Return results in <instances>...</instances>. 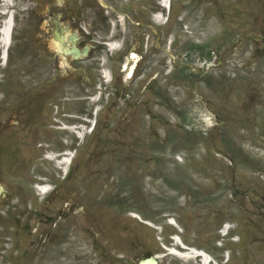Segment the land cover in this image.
<instances>
[{
    "label": "rangeland",
    "instance_id": "1",
    "mask_svg": "<svg viewBox=\"0 0 264 264\" xmlns=\"http://www.w3.org/2000/svg\"><path fill=\"white\" fill-rule=\"evenodd\" d=\"M19 2L21 15L17 17V24L21 25L20 31L26 29L25 33L35 35L34 41L29 39L24 44L26 50L30 47L45 57H36L30 64H40L41 68L27 75L24 66L27 60L20 56L26 52L21 48L22 42L16 41L11 53L9 84L5 87L0 83L3 90L12 89L15 101V113L9 114V128L8 121L3 119L6 116L0 117V185H13L8 176L10 165L20 173L22 193L30 199H37L34 182L43 179V182L62 183L60 195L53 198L55 206L45 209L40 224L38 220L35 225L33 223L32 226L38 229L29 230L28 227L29 264H120L118 261L102 262V257L107 253L109 257L132 259L135 255L141 258L145 253L156 252L160 264H195L166 251L164 246L170 244L169 235L174 231L195 247L208 250L220 264L224 263L220 260L223 256L218 242H223V247L233 252L234 264H264V205H260L264 197V165L256 167V159L261 157L263 160V155L254 150L259 141H249L252 132L248 131V128L253 130L254 120L260 124L261 116L264 117V0L174 2L171 24L166 28L170 30L174 26L176 31L170 33V42L173 43L170 49L177 53L176 47L180 52H186L183 60L187 65L181 69L183 77L173 76L174 85L170 89L176 102L173 110L168 112L159 101L160 109L153 122L161 136L159 143L151 138L146 145L145 136H149L144 135L148 132L142 129V125L148 130V123L142 124L139 117L133 118L130 124L135 131L128 129L125 135L120 134L125 120H120L121 112L115 110L122 104L117 103L111 118L106 114L109 109L106 99L102 98L98 102L100 105L87 99L81 101L85 93L91 92L87 82L94 84L93 95L102 85L98 73L100 64L95 57L92 65L76 63L78 70L72 75L79 76L80 80L83 74L87 76V81L76 83L78 97L72 98L78 102L72 106L61 102L57 106L61 111L77 109L80 113L94 112V106L97 107V132L79 139L56 129L53 124L55 108L50 103L45 105L41 98L38 104L45 105L43 108L40 106L39 109L38 104L28 109L19 108L21 104L32 102L33 95H25V89L49 75L45 64L50 62L53 46L37 39L41 29L32 31L30 25L25 27L26 23L33 21L27 12L30 5L34 9L37 7L43 15L49 2ZM78 2L81 5L84 0ZM107 2L118 8L124 0ZM147 6L148 3L143 1L136 11L147 13ZM132 11L134 9L129 13ZM175 16L182 17L183 21L179 18L173 21ZM191 40L204 44L199 47L201 56L188 48L187 42ZM206 42L210 44L207 46ZM230 44L233 47L227 57L232 58L228 61L231 68H216L217 85L209 86L200 79L202 74L196 72L215 61L211 49L221 52ZM102 53L97 51L96 57ZM81 69L83 74L79 72ZM182 78L187 80L185 82H192L183 86ZM134 87L136 90V84ZM254 113L256 117L251 120ZM106 118L109 121L111 118L116 134L109 133ZM134 140L139 142L138 148L131 145ZM66 144L69 147L76 145L77 149L68 176L56 161L45 156L61 151ZM240 147L246 152L250 148L254 153L240 154ZM68 198L79 203L83 210L78 218L73 215L58 221L65 229L74 227L73 233L54 234L48 216L56 215L59 207L64 209L66 200L72 202ZM38 202L44 206L41 199ZM260 211L263 214L259 215ZM131 212L153 225L140 221ZM166 216L177 219L182 231L173 228L165 220ZM227 221L234 228L231 235L239 239L238 243L232 240L231 245L229 239H220L219 229ZM57 236L60 238L55 240ZM0 240L6 241L0 242V251L12 249L16 241L4 234ZM94 242L99 243L97 249L92 245ZM16 243L20 245L22 241ZM90 257L93 261L89 262ZM5 263L0 259V264Z\"/></svg>",
    "mask_w": 264,
    "mask_h": 264
},
{
    "label": "flooded vegetation",
    "instance_id": "2",
    "mask_svg": "<svg viewBox=\"0 0 264 264\" xmlns=\"http://www.w3.org/2000/svg\"><path fill=\"white\" fill-rule=\"evenodd\" d=\"M46 1L50 3V7L47 10L48 13L45 16L48 17L47 24L45 25V27H42L43 21L38 20L39 18L37 14V17L34 16L36 22H34L32 26H34L36 31L41 29L39 33L43 40H48V38H59L61 43L65 45V47L62 46V51L60 52L65 55L66 60H64V62L61 64H57L54 62L55 59L52 58L49 64H45L48 65L47 72L49 73V75H47V77L43 79L41 85L33 87L32 90L34 91V93H31L37 95L41 94L43 95V97L50 95V93H52L55 88L59 87L58 85L53 84L54 80L57 79L55 77V74L60 73L61 70L66 68V70H69L70 59L73 58L71 54L68 55L65 51L66 45L69 44L70 39L73 38V33L68 32L69 27L75 26L78 28V30L74 29V31L78 33L77 42L81 47L85 46L88 41L95 38V29H93V27L89 25L90 30H88L87 28H82L81 17L77 12L79 10L81 11L83 5L79 4V0ZM131 18L136 19L130 20L134 22V24L133 26H129L128 28L130 30V33L134 32L135 34L134 37L136 40V44L132 49L136 50V52L140 54L141 58H137L135 62V77L133 79V83L134 85L136 84V90L131 89L132 87L130 83L118 86L117 88L119 99L123 104L121 109V117L123 120H125L123 129H125L126 131L128 129L135 131L136 128L132 129L130 124L132 122V119L137 117L142 119V124L148 123L149 129H154L155 124L153 122L160 109L159 101L163 103V106L167 108L166 110L168 112L172 111L175 106L176 102H174V96L170 91L174 83L172 78V67H174L175 69H182L184 67L186 68L187 62L183 60V55L186 54V52H180V50H178L176 47L174 48L177 51L176 54L174 53V55L172 56L170 52L169 40L167 37L170 31L174 29V26H171V29L167 30V25H165V27H160L155 31V33H153V29L151 28L152 25L150 21L145 18L143 12L140 13L134 10L132 12ZM145 36L147 39L146 41L144 39ZM149 36H151V38H149ZM177 46L179 45L177 44ZM179 47L184 48L183 45H180ZM188 48H190V51L192 52L196 47L188 46ZM193 52L197 56H201L202 54L201 51ZM228 52V47L221 50V52L214 49L215 66L217 68H225L227 66L225 61H232V58L227 57ZM54 54L56 58L59 57V54L57 52H55ZM38 56L43 55L39 52L35 57ZM1 58L2 57L0 55V59ZM8 59L9 58H7V60ZM85 59L89 60V56H81V58H79L80 61ZM173 59L174 63L172 64ZM177 59L180 60V62L176 61ZM211 65H214V63H212ZM3 76H6V70L3 71ZM188 82L191 83L192 81L189 80ZM188 82L182 80L183 86L185 84L189 86ZM11 91L12 90L7 89L0 97V117L6 116L3 119L5 121H8V128L10 122L9 119L11 118L9 117V114L11 113L13 115L15 111V101L14 99H12ZM72 93L73 91L70 92L71 95ZM170 103L172 104L170 105ZM31 105L34 104L29 102L26 106L30 107ZM138 105H140L141 107H138ZM255 117L256 113H254L251 120H254ZM261 119L262 121L260 124H257L256 120H254L253 134L254 139L259 141L257 147L262 149L264 153V117L261 116ZM142 129L145 131L143 125ZM259 137H261L262 139H260ZM18 187L19 186L17 184L13 183V185L9 186V190L12 192L17 190ZM18 198L20 197L17 194L5 197L6 201L2 204L1 208L3 211V215L1 217H3L5 225L4 227L7 231L10 230V226L14 223H21V218L24 214V205L22 201H17ZM38 211V207H34L31 213H34L33 215H37ZM98 244L92 243V245H94L95 247H98ZM101 248L106 249V246H101ZM10 252L11 251L8 250L7 253ZM6 255L7 254L0 255V259H3ZM28 255V248L15 249L14 254H8L10 262L12 264H29ZM106 256L107 255L105 253V256L102 257V262L105 260L104 262L108 263H114L115 261H118L120 264L127 263V261L123 258L124 256L122 258L120 256L116 258L107 256L106 258ZM135 257H137V255H135ZM90 261H93V258H90L89 262ZM132 262L133 258L129 259L127 264H131ZM231 264H234V260L233 263L231 262Z\"/></svg>",
    "mask_w": 264,
    "mask_h": 264
},
{
    "label": "bare ground",
    "instance_id": "3",
    "mask_svg": "<svg viewBox=\"0 0 264 264\" xmlns=\"http://www.w3.org/2000/svg\"><path fill=\"white\" fill-rule=\"evenodd\" d=\"M7 14H9V13H7ZM13 26H14V24L11 23V16H10V17L7 18V21H5V23L3 25V28L0 31V35H2V38H1V41H0V46H1L2 50L6 46V41L8 40L10 42V31H11V28H13ZM80 135H81V137H83L84 133H81ZM69 161H70V157L69 158L68 157L64 158L62 160V162L60 163V167H63V169H64V167L68 164ZM41 189L45 190L46 188L42 187ZM134 215H136V214H134ZM171 252L175 253V252H178V251L172 249ZM198 252L199 251H197V250L191 249L188 252H186V254H183L182 256H184V257H186V256L187 257H192V256H196V254H199ZM202 260L206 263L207 260H208L207 256L205 255Z\"/></svg>",
    "mask_w": 264,
    "mask_h": 264
},
{
    "label": "water",
    "instance_id": "4",
    "mask_svg": "<svg viewBox=\"0 0 264 264\" xmlns=\"http://www.w3.org/2000/svg\"><path fill=\"white\" fill-rule=\"evenodd\" d=\"M155 262H156L155 258H149V259L140 261L138 264H156Z\"/></svg>",
    "mask_w": 264,
    "mask_h": 264
}]
</instances>
